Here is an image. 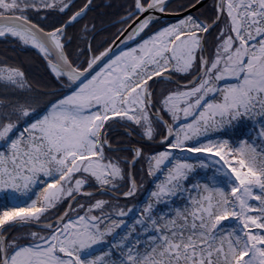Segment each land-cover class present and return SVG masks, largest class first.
<instances>
[{
	"label": "snow or ice",
	"instance_id": "snow-or-ice-1",
	"mask_svg": "<svg viewBox=\"0 0 264 264\" xmlns=\"http://www.w3.org/2000/svg\"><path fill=\"white\" fill-rule=\"evenodd\" d=\"M0 43V264H264V0H0Z\"/></svg>",
	"mask_w": 264,
	"mask_h": 264
},
{
	"label": "trees",
	"instance_id": "trees-1",
	"mask_svg": "<svg viewBox=\"0 0 264 264\" xmlns=\"http://www.w3.org/2000/svg\"><path fill=\"white\" fill-rule=\"evenodd\" d=\"M97 2H100V0H97ZM210 2L211 0L208 3ZM171 21L174 22V20ZM118 27L119 25L110 28L108 32L103 34L101 39L110 36L112 33H115ZM7 47L8 46H6L5 44L0 43V53H2ZM11 54L12 53L9 52V55ZM19 60L25 61L26 70L28 71L30 78L35 80L45 74L44 62L41 59V56L38 55L35 50H29L27 52L22 53L19 56Z\"/></svg>",
	"mask_w": 264,
	"mask_h": 264
},
{
	"label": "water",
	"instance_id": "water-1",
	"mask_svg": "<svg viewBox=\"0 0 264 264\" xmlns=\"http://www.w3.org/2000/svg\"><path fill=\"white\" fill-rule=\"evenodd\" d=\"M206 2L208 3L209 2V0H206ZM169 20H173L171 17H169Z\"/></svg>",
	"mask_w": 264,
	"mask_h": 264
}]
</instances>
